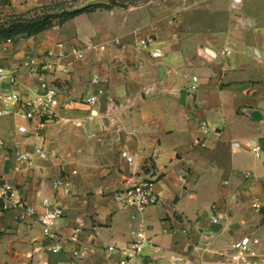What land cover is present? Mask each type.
<instances>
[{"label":"crops","instance_id":"1","mask_svg":"<svg viewBox=\"0 0 264 264\" xmlns=\"http://www.w3.org/2000/svg\"><path fill=\"white\" fill-rule=\"evenodd\" d=\"M10 1L21 12L61 0ZM77 1L83 3L67 10L113 6L0 44V66L18 80L16 87L4 83L3 90L25 96L40 83L24 71L27 55H42L59 43L92 47L71 64L68 76L44 73L57 89L53 123L36 135L32 128L20 134L25 121L0 117L6 143L0 181L18 188L38 213L44 199L64 212L58 254L50 252L36 219L19 223L15 211L0 219V264H118L122 254L108 247L138 240L143 248L131 264H233V244L246 236L261 240L257 264H264V39H234L212 27L214 19L183 17L175 11L181 0L142 6ZM204 1L190 0V6ZM242 24L254 27L249 20ZM189 29L190 38L183 35ZM231 42L250 58L231 56ZM94 77L99 84L91 83ZM193 77L196 90L190 91ZM92 95L98 98L90 106L85 100ZM37 148L44 157L34 155ZM17 151L33 155L31 167L16 170ZM59 178L69 187L55 189ZM145 179L157 180L159 203L143 212L122 208L115 194ZM256 201L260 212L252 207Z\"/></svg>","mask_w":264,"mask_h":264},{"label":"built area","instance_id":"2","mask_svg":"<svg viewBox=\"0 0 264 264\" xmlns=\"http://www.w3.org/2000/svg\"><path fill=\"white\" fill-rule=\"evenodd\" d=\"M89 43L81 46H74L66 49L64 44H57L55 48L39 56L27 55L24 61V71L29 76L40 79L38 90L32 96H25L17 92H4L3 84L7 83L12 87L18 85L15 73H8L0 66V117H17L26 122V125H19L20 134H28V128H32L33 134L53 123L56 118V97L57 89L43 79L45 72H59L62 75L70 74V66L74 61L83 60L85 53L91 50ZM226 53H229L228 51ZM193 85L189 87L190 91L196 90L197 78L193 77ZM93 85L99 84V79L94 77L91 80ZM98 96L92 95L85 100L87 105H94ZM6 143L0 140V153L5 150ZM252 151L257 157L260 152L253 147ZM34 155L44 157L42 149L37 148ZM121 157L132 164L134 159L127 152H121ZM15 158L19 166L16 170L27 169L33 164V155L17 151ZM156 179H145L133 182L126 189L115 194V200L122 208L135 209L143 212L147 208L159 203V195L156 191ZM55 189L68 188L69 183L66 179L59 178L53 182ZM252 207L260 212L262 206L259 202H253ZM10 211H15L14 219L19 223H24L28 219H36L42 228L43 236L51 242L50 252L58 254L61 251V239L58 236L57 227L64 218L63 209L48 199L42 201V210L38 213L30 206L19 189L3 181H0V219L4 218ZM214 223L218 222L216 217L212 218ZM135 232H131L135 236ZM261 240L255 237H243L233 244V253L231 260L233 264H257L260 257L258 248ZM143 248V241H134L128 247L118 249L108 247L109 252L118 251L122 258L118 264H131L137 258ZM74 252V256H78Z\"/></svg>","mask_w":264,"mask_h":264},{"label":"rangeland","instance_id":"3","mask_svg":"<svg viewBox=\"0 0 264 264\" xmlns=\"http://www.w3.org/2000/svg\"><path fill=\"white\" fill-rule=\"evenodd\" d=\"M181 1L182 6H176L175 11L181 9L179 14L183 17L190 18V16L196 15L197 17H205L206 19H214L216 24L214 23L212 27L215 28L218 25L224 28L225 33L229 34L234 39L247 41L256 38L264 39V0H240L239 2L235 0H205L203 5H196L193 7L190 6V0ZM25 3L26 1H24V4ZM82 3L77 0H61L49 7H30L27 10L17 12L14 10L10 0H0V24L8 23L16 18L29 19L43 15V13H52L63 9H69L74 6H79ZM142 5L145 4H135V6ZM167 8L169 9V7ZM164 9H166V7ZM217 20H219L220 23L216 22ZM222 20L223 23H221ZM247 20L253 22L254 27L250 28L247 24H242ZM206 26L207 25H204L203 28H207ZM185 34L189 35L190 38L193 36L194 32L189 29L187 33H183V35ZM229 48L230 55L234 58H238V60H248L250 58L249 52L245 50H236V46L232 44V42ZM192 71L189 72L190 78L193 74Z\"/></svg>","mask_w":264,"mask_h":264},{"label":"trees","instance_id":"4","mask_svg":"<svg viewBox=\"0 0 264 264\" xmlns=\"http://www.w3.org/2000/svg\"><path fill=\"white\" fill-rule=\"evenodd\" d=\"M113 5L93 4L79 9L59 10L52 13H43L29 19L16 18L8 23L0 24V44L37 36L47 30L60 27L67 21L98 9H110Z\"/></svg>","mask_w":264,"mask_h":264},{"label":"water","instance_id":"5","mask_svg":"<svg viewBox=\"0 0 264 264\" xmlns=\"http://www.w3.org/2000/svg\"><path fill=\"white\" fill-rule=\"evenodd\" d=\"M116 3L124 5V4H136V3H142L147 0H114ZM253 118H259V114L257 112L253 113Z\"/></svg>","mask_w":264,"mask_h":264}]
</instances>
